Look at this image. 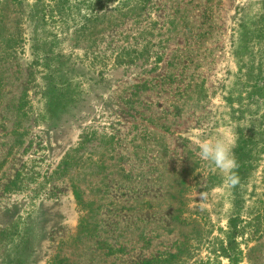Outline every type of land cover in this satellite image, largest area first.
I'll list each match as a JSON object with an SVG mask.
<instances>
[{
    "label": "rangeland",
    "instance_id": "374dc122",
    "mask_svg": "<svg viewBox=\"0 0 264 264\" xmlns=\"http://www.w3.org/2000/svg\"><path fill=\"white\" fill-rule=\"evenodd\" d=\"M112 6L0 57V264H227L232 217L238 264H264V100L243 87L264 0H149L117 27ZM216 137L245 144L236 187L197 155Z\"/></svg>",
    "mask_w": 264,
    "mask_h": 264
},
{
    "label": "trees",
    "instance_id": "16d2710c",
    "mask_svg": "<svg viewBox=\"0 0 264 264\" xmlns=\"http://www.w3.org/2000/svg\"><path fill=\"white\" fill-rule=\"evenodd\" d=\"M148 3L149 0H0V57L12 56L17 48L26 43L31 42V45H33L31 49L36 51L41 45H47L49 40L51 42L57 41V34L50 31V29L64 23L69 26L68 20L70 18L71 23H78L75 19L78 16L80 23L76 26L79 31H94L96 23L100 21L97 12L109 6V4H113L109 8L111 14L117 13L119 16H111L113 21L110 19L109 23L117 27L120 23H123L122 18H139L147 8ZM44 53L39 58L45 61L49 59V52L44 51ZM121 55L119 53L120 58ZM121 62L123 61L117 60L116 65L121 64ZM51 69L46 67L49 77L52 76ZM70 86V83L51 84V90L48 91L47 95V103L51 92H62ZM243 87L251 88L247 99L264 100V77L253 78L250 84H243ZM243 145L245 144L243 143L238 148L239 162L243 160V156L246 154L242 152L241 147ZM74 197L77 201L79 200L76 188ZM238 222L239 219L234 217L228 220L225 237L229 248L223 249L221 255L228 261L227 264H238L240 261L241 251L237 248L236 239L242 234V231ZM119 251L109 249L110 254ZM169 258H177V255H170ZM155 262H158V259H155V261H142L137 264H154ZM49 264H69V262L66 258L56 255Z\"/></svg>",
    "mask_w": 264,
    "mask_h": 264
},
{
    "label": "clouds",
    "instance_id": "9594fccd",
    "mask_svg": "<svg viewBox=\"0 0 264 264\" xmlns=\"http://www.w3.org/2000/svg\"><path fill=\"white\" fill-rule=\"evenodd\" d=\"M196 146L199 158L221 173L226 187L233 188L240 183L237 172L239 165L233 151L235 145L232 140L223 137L197 139ZM201 197L204 199L203 194Z\"/></svg>",
    "mask_w": 264,
    "mask_h": 264
}]
</instances>
